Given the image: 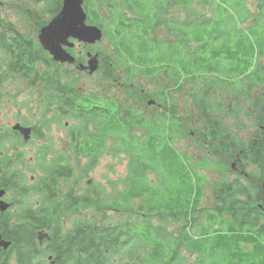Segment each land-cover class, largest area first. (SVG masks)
Masks as SVG:
<instances>
[{"label":"trees","instance_id":"trees-1","mask_svg":"<svg viewBox=\"0 0 264 264\" xmlns=\"http://www.w3.org/2000/svg\"><path fill=\"white\" fill-rule=\"evenodd\" d=\"M62 1L11 0L9 9L17 14L18 25L26 28L33 24L37 32L57 15ZM138 1L84 2L86 23L102 29L108 40L103 49L101 44L88 47L90 52L99 53L101 60L95 75L103 81L114 79L113 85L124 95L121 100L105 95L107 91L102 94L79 91L80 74L54 62L35 38L20 33L17 25L0 17V29H8L10 36L0 35V52L10 56L13 72L10 76H21L41 85L46 96L42 111L52 112V120H57L58 126L63 125L64 119L71 123L68 131L75 158L83 156L89 161L83 168L78 163L75 176L72 168L61 166L64 156L58 157L57 164L47 165L42 153L37 157L42 182L65 179V184L71 187L80 183L100 164L107 149L110 151L109 142L114 143V156L119 154L129 160L125 188L116 192L118 200L114 202L118 201L119 205L111 206L126 215L122 220L114 222L102 212L109 202L95 195L105 188L98 192L97 186L91 185L80 196L68 190L65 204L54 210L0 217L1 224H10L0 228V237L11 243L8 250L0 249V264H264V142L252 147L253 137L238 140L226 131L221 135V121L214 118L213 108L218 110L216 102L211 100V107L203 111V100H207L201 98L208 92L218 94L225 89L227 94H232L234 108L233 98L242 93L248 97L246 104H250L245 119L255 118V125L264 126V88L257 100L253 98L256 107L249 100L255 86H264V67L255 61L249 64L236 79L242 84L240 93L231 89L224 78L213 83L211 68L204 70L202 60L184 61L185 49L178 55L168 51L169 46L185 48L191 42L199 43L185 32L184 24L177 25L178 21L167 19L169 9L179 5L185 8L184 4L179 0H173V4L171 0ZM129 14L134 18L129 19ZM136 19L138 24H133ZM159 26L166 27L169 35L175 37L166 47L170 57H178L171 64L162 55L161 45L149 41ZM109 48L113 50L108 51ZM74 51L69 50L73 55ZM79 58L78 61L83 60ZM230 69L234 70L235 65ZM259 71L260 76L249 80ZM161 74L167 82L161 83L158 79ZM141 77L153 86L140 80L136 83ZM182 85L190 86L193 92H184ZM147 88L151 90L146 91ZM174 93H187L193 103L197 102L200 119L194 131L199 137L197 144L203 146L206 141H215L210 143L209 155L200 164L222 172H238L235 179L211 187L214 206L210 208H201L207 192L205 179L197 175L191 159L175 145L174 140L179 137H192L175 116ZM147 99L165 107L164 113L153 107L148 108L147 116L137 113L134 103ZM238 125H243V120ZM135 130L145 133L140 136L134 134ZM231 163H235L236 172ZM151 176L156 178L154 183ZM80 207L83 210L95 207L93 215L100 216V223H95L100 225L77 221L65 230L64 213L77 215ZM12 219L16 223L11 224ZM154 219L160 226L153 224ZM170 220L181 222L174 238L164 235L161 227Z\"/></svg>","mask_w":264,"mask_h":264},{"label":"rangeland","instance_id":"rangeland-1","mask_svg":"<svg viewBox=\"0 0 264 264\" xmlns=\"http://www.w3.org/2000/svg\"><path fill=\"white\" fill-rule=\"evenodd\" d=\"M173 0H171V4ZM184 4L185 8L182 5L174 6L171 10L168 11L169 20H175L184 24L182 27L185 29V32L190 37H195L198 44L189 43L185 46L172 47L169 46L168 51H172L174 54H180L184 52L185 49V57L184 61H189L192 59L202 60V66L204 70L211 68L212 72L211 79L212 82H218L222 78H224L228 84L231 85V89L235 90L237 93H240L241 83L236 80L240 78L243 72L248 69L249 64L252 61L259 62V64L264 67V6L263 0H179ZM8 3V1H5ZM174 2V1H173ZM145 3H148L145 2ZM103 10H106L105 8ZM0 12L2 15H7L9 17H13L14 15L10 10H8L7 6H0ZM104 14V13H103ZM262 15V16H261ZM129 19H133L134 17L129 14ZM208 18L209 21L205 19ZM14 19V17H13ZM135 24H138L137 19L135 20ZM174 36H170L168 33V29L164 26L157 27L153 33H151L149 37V41L153 44L159 43L160 50L162 51V55L166 57L169 64L173 63L175 60H178V57L173 55L169 56L166 53L167 44L172 42ZM70 41V40H69ZM107 38H103V40L99 43L101 44L100 48L103 49L107 45ZM73 48L76 53V57L86 58V53L88 52V47H84L80 43L73 42ZM113 49L109 48L108 51H112ZM99 54V53H98ZM260 54H262L260 56ZM240 58L238 59L235 58ZM260 57V58H259ZM235 65V69L231 70L230 67ZM73 67V66H71ZM70 67V68H71ZM42 69H39L40 72ZM261 75V72H256L255 77H250L249 80H254L258 76ZM122 76V75H121ZM162 82L165 83L167 80L164 78L163 74L158 78ZM13 79H9L7 81L8 85L11 84ZM143 81L149 84L150 87L153 86L152 83L145 80L143 77L141 79L136 80L135 82ZM262 80V79H260ZM78 89L83 93L90 92L91 94L105 93V95H113L117 96L120 100L124 97L122 91L118 86H114L115 80L111 79L108 81L99 80V77L93 74L92 76L87 77L84 73H80V79L78 81ZM188 83V82H187ZM19 84H22L19 85ZM246 84V83H245ZM12 91H10L7 96V91H5V96H3V100H1L0 105V126H9L16 122H21V118L24 121L32 122L37 117L39 122L42 121L40 119L39 108L40 104H37L39 100L36 97L31 100V92H35L34 89L28 87V85L22 83L21 81H15L14 84H11ZM184 92L192 93L193 90L190 86L182 85ZM263 85H257L254 87L252 91V96L249 97L251 103H253V98L256 100L260 97L261 91H263ZM11 89V87H7V90ZM151 90V88H148ZM3 88L1 89V91ZM0 91V92H1ZM105 95L101 97H105ZM2 96V93L1 95ZM174 101V112L175 116L178 117V122H183L186 131L191 135L190 138H181L175 139V145L178 147L180 152H184L185 155L191 159V165L195 166V171L198 176H201L202 179H205V184L207 186L206 196L204 197V202L201 208H210L213 207L214 204L211 200V187H214V184L224 181L228 179L231 181L235 179L237 173L233 172H222L219 169H214L215 167H203V159L205 156L209 155L210 143H214L215 141H206V145L201 146L197 144L198 135L194 132L197 127V123L199 122V112L197 102L193 103L190 100L189 95L186 93L181 94H173ZM203 100L202 110L207 111L211 107L210 101L213 100L216 102L218 106V110L216 107L213 110L216 111V115L214 118H219L221 121L220 134L223 135L222 130L226 129L227 124H229V119L227 117V108L228 104H230L232 99V94H227L225 89L218 94L213 92H208L205 96H201ZM188 100V104L187 101ZM248 97L242 95L240 93L238 96L233 98V103H235L234 108L230 113V120L232 127H230V131L226 134L230 135L232 138L236 137L238 140H243L247 138V135L254 136L255 139H258L259 135L264 134V126L263 125H255L256 119H252L250 122L252 126L249 131L246 126L245 113L246 109H248ZM40 105V106H39ZM32 109V111H30ZM136 110V109H135ZM137 113H142L138 112ZM38 115V116H37ZM187 116V120L186 117ZM239 120H243V125H238ZM264 121V120H263ZM63 125L58 126L54 122H48L47 131L44 134L45 141L41 142V145L49 146L51 149L56 151V153L61 154H73L72 147L70 145L71 140L69 138L68 128L71 123L67 121V119L62 120ZM186 123V125H185ZM257 124V123H256ZM239 126L241 128H239ZM263 129H262V128ZM134 131V134L143 135L144 131ZM208 133L203 131V134ZM255 133V135L253 134ZM238 137V138H237ZM217 141V140H216ZM228 143L230 144L229 140ZM37 142L34 141L32 145L23 146L21 149L24 151V160L27 162L30 168L28 172V182L38 183L41 169L39 168V162L37 160ZM227 147V144H225ZM114 147V143L109 142L108 148L103 156V159L99 161V165L89 174L86 178L81 179V183L79 185V192L87 191L88 187L91 185H96V191L100 192V189L105 188L106 190L98 193L95 197L97 199L109 202L103 206L102 212H106L109 215V218H113L114 222L118 220H122L126 215H122L120 212H117L118 209L116 206H112V204L119 205V202H114L118 200L117 191H121L125 188L123 182L125 181L127 175V163L128 158L125 156H121L117 154L114 156L112 154V148ZM206 162V161H205ZM87 160L85 158H80V165L82 168L86 165ZM18 164L16 163L13 168H15ZM70 168L74 170L75 176H77L78 172V163L77 160L73 157L72 161L68 162ZM234 171V170H233ZM151 180L153 183L156 178L151 176ZM73 179L72 181H74ZM76 181V180H75ZM89 185L87 187V185ZM68 188L71 187L69 184L66 185ZM66 189V188H65ZM71 189V188H69ZM35 190V189H34ZM32 190L29 195L20 194V199L23 202H28L30 206H35L38 200L41 199L42 194L35 193ZM94 190V191H95ZM34 192V193H33ZM35 194V195H34ZM13 194L12 196H14ZM105 202V203H106ZM28 205V206H29ZM95 211V207L92 209L83 210L80 207L77 211V215H71L70 213H64L62 218V226L65 230L72 228L73 224L77 221L90 222L91 224L100 223V216H94L93 212ZM100 212V211H99ZM100 215V214H99ZM196 214L195 216H197ZM15 220H19L16 217ZM97 222V223H95ZM153 224L155 226H160L156 219L153 220ZM181 224L180 221H172L163 222L161 224L164 229L163 234L169 236L170 238L175 237V231L177 227ZM100 225V224H97ZM42 234V233H41ZM149 249V248H148ZM181 254V253H180Z\"/></svg>","mask_w":264,"mask_h":264},{"label":"flooded vegetation","instance_id":"flooded-vegetation-1","mask_svg":"<svg viewBox=\"0 0 264 264\" xmlns=\"http://www.w3.org/2000/svg\"><path fill=\"white\" fill-rule=\"evenodd\" d=\"M138 2H147L146 0H139ZM87 58V57H86ZM87 61V60H86ZM74 67L77 69L76 65ZM85 73V72H84ZM12 82L14 84L15 81H21L22 83L28 85L31 89H34L35 92H31V100L37 96L38 99H42L46 97L44 94L41 93V85L32 84L31 81H26L21 76H15L14 78L11 77ZM9 80V79H8ZM5 83H0V91L2 90V96H0V105L1 100H3V96H5V91H7V96L9 95L10 91H12L11 84L8 85L7 81ZM22 86V84H19ZM7 87H11V89L7 90ZM143 94V91H141ZM1 95V92H0ZM151 99L142 100L143 103H146L145 106L137 105V109L140 110H148L147 104ZM162 106L156 105V109L159 111L161 110ZM32 111V109H30ZM232 110L227 111V117L229 119V124H227L226 129L222 131L229 132L230 127H232L231 120H230V113ZM250 112V108L246 109V114ZM38 116V115H37ZM53 113H47L45 117V126L39 122L37 117L34 121L30 122V120L24 121L21 118V122H16L9 126H0V217H4L10 214H18V213H34V212H48L57 208L58 205H64L65 200L69 197L67 196V192L65 190V183L62 179L50 180L45 183L39 177L38 183L35 182H28V172L32 168L29 167L27 162L24 160V151H22L23 146L32 145L34 141L37 142V149L38 153L36 157L45 154V163L51 164L57 160V158L62 155L64 156V160L69 162L72 161L73 157L75 158V151L72 148L73 154H61L56 153L53 149L49 146L41 145V142L45 141L44 134L48 128V122L55 123L57 120H52ZM247 129L249 131L251 127V122L247 119L245 121ZM29 130L28 136L23 134V130ZM262 128V127H261ZM263 129V128H262ZM264 131V129H263ZM41 132V133H40ZM255 135V133H253ZM262 135V134H261ZM259 135L258 139H255L254 136L247 135V138L253 137L252 147L264 142V135ZM28 138V139H27ZM72 147V143H70ZM70 158V159H68ZM79 158H83L80 156ZM78 158V159H79ZM76 159V158H75ZM88 162V159L85 158ZM77 160V159H76ZM39 162V161H38ZM18 164L15 168L14 165ZM13 172V173H11ZM41 176V174H40ZM79 185H77V193L76 196L82 195L84 192L80 193ZM35 189V190H34ZM34 190L35 193L39 195L42 194V197L35 206H30L29 201L23 202L20 199V194H27ZM34 193V192H33ZM72 193V192H71ZM15 194L14 196H12ZM35 195V194H34ZM70 196V195H69ZM66 198V199H65ZM73 201V196L71 197ZM29 205V206H28ZM16 223L15 220L12 219L11 224ZM10 224H1L0 228H7ZM1 239V237H0Z\"/></svg>","mask_w":264,"mask_h":264},{"label":"water","instance_id":"water-1","mask_svg":"<svg viewBox=\"0 0 264 264\" xmlns=\"http://www.w3.org/2000/svg\"><path fill=\"white\" fill-rule=\"evenodd\" d=\"M84 0H63L59 13L41 29L39 43L55 62L69 63L75 59L64 49L72 48L75 40L84 45H94L103 38V32L97 26L86 24V13L83 9ZM90 56V55H89ZM97 55L93 57L86 67L79 65L80 70H87L92 75L98 69ZM28 136L29 130H23ZM234 166V165H233ZM10 243L0 241V247L6 250Z\"/></svg>","mask_w":264,"mask_h":264},{"label":"bare ground","instance_id":"bare-ground-1","mask_svg":"<svg viewBox=\"0 0 264 264\" xmlns=\"http://www.w3.org/2000/svg\"><path fill=\"white\" fill-rule=\"evenodd\" d=\"M41 133V132H40ZM176 205V204H175ZM177 207V206H176ZM181 214V213H180Z\"/></svg>","mask_w":264,"mask_h":264}]
</instances>
